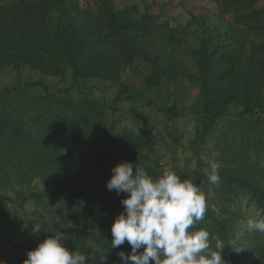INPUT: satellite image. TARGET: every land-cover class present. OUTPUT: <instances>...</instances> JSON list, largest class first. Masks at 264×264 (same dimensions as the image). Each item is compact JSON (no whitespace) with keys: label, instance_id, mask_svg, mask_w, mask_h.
I'll return each mask as SVG.
<instances>
[{"label":"trees","instance_id":"16d2710c","mask_svg":"<svg viewBox=\"0 0 264 264\" xmlns=\"http://www.w3.org/2000/svg\"><path fill=\"white\" fill-rule=\"evenodd\" d=\"M262 12L235 20L258 19ZM218 25L206 16L172 25L167 14L114 0H97L95 10L81 8L78 0H17L1 12L0 68L16 70L17 81L0 85V260L23 264L27 251L55 230L87 255L88 264H120L118 253L131 252L127 242L111 248V226L126 194L109 191L107 181L123 161L145 166L153 176L168 168L153 155L161 133L156 137L151 125L136 130L120 124L116 113L126 101L164 115L172 170L205 192L212 189L196 228L210 233L213 247L217 239L225 242V264H264V234L246 229L249 216L264 215V68L256 73L254 47L244 59L223 53ZM185 46L194 71L185 67ZM138 58L149 63L141 90L120 77ZM24 66L60 79L69 72L70 84L22 80ZM188 83L197 95L186 105L174 93ZM163 84L164 100L158 92L146 97ZM110 87L115 91L108 100L103 93ZM186 114L194 119L186 146L191 155L176 165L183 135L173 122ZM201 154L220 164L218 186L208 182ZM34 181L51 190H39ZM47 195L49 205L34 210L38 220L27 225L8 205L18 200L22 207ZM33 224L42 229L34 233Z\"/></svg>","mask_w":264,"mask_h":264},{"label":"clouds","instance_id":"9594fccd","mask_svg":"<svg viewBox=\"0 0 264 264\" xmlns=\"http://www.w3.org/2000/svg\"><path fill=\"white\" fill-rule=\"evenodd\" d=\"M200 159L207 165L208 182L218 186L220 164L206 154ZM112 172L107 189L126 195L121 201L123 211L111 226V248H120L125 242L131 247L127 255L118 253L120 264H225V242L217 239L213 247L210 233L196 228L204 219L211 188L205 192L201 184L181 178L171 169L153 176L145 166L130 161L118 163ZM41 229L33 224L34 233ZM246 229L264 234V215L249 216ZM140 249L143 251L138 252ZM241 249L233 247L236 252ZM0 264L7 262L0 260ZM23 264H88V257L69 247L64 232L55 230L27 251Z\"/></svg>","mask_w":264,"mask_h":264},{"label":"rangeland","instance_id":"374dc122","mask_svg":"<svg viewBox=\"0 0 264 264\" xmlns=\"http://www.w3.org/2000/svg\"><path fill=\"white\" fill-rule=\"evenodd\" d=\"M80 7L85 10H95L97 7V0H78ZM117 5H126L134 3L138 8L148 9L153 13H160L162 16L167 14L172 25H180L190 20H199L200 18L208 19L210 25L219 24L220 35L218 39L222 43L221 51L225 54L240 53L241 59L254 47L256 51V73H260V68H264V0H256L254 3H248L246 0H114ZM245 1V2H244ZM17 0H0V15L1 12H8V8ZM260 18L251 19L244 23L237 22L235 17L247 14L254 9H261ZM193 25L195 23H192ZM185 54L184 62L188 70H195V62L191 58L189 47L185 46L183 49ZM149 63L142 58L135 60L129 67L121 70L120 77L124 83L134 89H143L145 77L148 74ZM22 80H41L52 87L66 86L70 84V75L67 72L64 79L55 76L42 75L37 71L30 70L28 67H22L20 70ZM16 70L12 67L0 68V85L4 83L16 82ZM186 85H191L190 83ZM186 85L178 86L175 90L174 97L182 104H190L197 95V88L192 86L186 88ZM173 86V85H172ZM185 86V88H184ZM166 85L155 87L152 91L145 93L146 97L152 96L153 92L160 93L161 100L165 99L167 94ZM115 88H108L103 94H106L108 100L114 95ZM97 97H101L100 92L94 91ZM145 97V98H146ZM145 101V100H144ZM107 111V117H112ZM116 117L121 119L122 125L133 127L136 130L139 128H147L153 126L154 132L160 138L155 145V153L160 163L172 170V147L170 145V138L164 131V125L167 123L164 115L155 107L149 108L143 106L141 103L135 104L126 101L120 102ZM178 133H182L183 137L181 143L176 151V165L183 164L186 158H190L191 152L187 146L188 139L193 136L194 119L192 116L186 114L184 117L177 118L174 122ZM39 190L50 191L51 188L45 187L41 181H34ZM3 195H12L8 190L1 192ZM50 194V192H49ZM53 197V196H52ZM49 196H44L40 202H35L33 199L28 200L21 207L19 201L8 202V205L13 214L22 220L24 224H30L34 219L38 218L33 214L34 210L43 212L46 201ZM53 200L51 199L52 202ZM48 202V203H49ZM45 204V205H44ZM262 238L264 235L261 236Z\"/></svg>","mask_w":264,"mask_h":264}]
</instances>
